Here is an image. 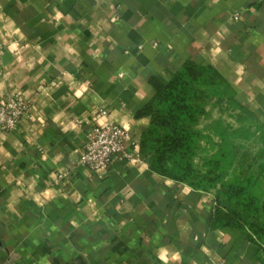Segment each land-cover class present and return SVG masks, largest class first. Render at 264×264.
Returning <instances> with one entry per match:
<instances>
[{
    "label": "crops",
    "instance_id": "0c3cea01",
    "mask_svg": "<svg viewBox=\"0 0 264 264\" xmlns=\"http://www.w3.org/2000/svg\"><path fill=\"white\" fill-rule=\"evenodd\" d=\"M0 42V99L33 104L18 131H0V264H262L248 230L212 228V193L155 173L140 143L151 80L189 61L264 126V3L0 0ZM106 123L128 131L134 160L76 167Z\"/></svg>",
    "mask_w": 264,
    "mask_h": 264
},
{
    "label": "rangeland",
    "instance_id": "374dc122",
    "mask_svg": "<svg viewBox=\"0 0 264 264\" xmlns=\"http://www.w3.org/2000/svg\"><path fill=\"white\" fill-rule=\"evenodd\" d=\"M156 108L169 120V127L156 134L167 138L177 131L189 136L187 147L167 155L162 166L212 193L220 206L226 202L249 206L252 221L264 231V126L253 113L224 85L218 81L209 85L207 79H186ZM255 240L264 257V236Z\"/></svg>",
    "mask_w": 264,
    "mask_h": 264
},
{
    "label": "trees",
    "instance_id": "16d2710c",
    "mask_svg": "<svg viewBox=\"0 0 264 264\" xmlns=\"http://www.w3.org/2000/svg\"><path fill=\"white\" fill-rule=\"evenodd\" d=\"M186 79L194 81L207 79V83L209 85H214V83L218 81L220 85H224L233 97H235L231 88L215 69L210 66H202L191 61L186 62L181 69L176 71L168 84H162L158 80L152 79L151 85L155 90V97L153 101L143 110L144 114L151 117V128L143 135L140 143V150L141 153L149 160L150 167L155 173L173 181L186 184L194 190L208 192L206 190L196 188L193 184L190 185L189 182H186V178L175 175V173L171 170L162 166V162H164L167 155L179 153L182 149L187 147L189 136L177 131L170 132L167 138H162L156 134L157 129L169 127V120L161 117L160 113L157 111L156 103L160 101L164 95L174 96ZM184 108L188 109L187 104H184ZM187 170L189 172L191 171L189 169H186V171ZM241 191L242 188L239 187V192ZM250 214V207L245 204L239 205L238 207L231 202H226L223 206H220L218 204V200L216 199L215 217L212 223V228L216 229L229 227L242 230L246 229L250 233L248 239L257 244L255 239L262 240L264 231L255 221H252ZM257 246L259 247L260 260L262 264H264L262 248L259 244H257Z\"/></svg>",
    "mask_w": 264,
    "mask_h": 264
},
{
    "label": "built area",
    "instance_id": "2783aa9c",
    "mask_svg": "<svg viewBox=\"0 0 264 264\" xmlns=\"http://www.w3.org/2000/svg\"><path fill=\"white\" fill-rule=\"evenodd\" d=\"M258 2L264 3V0ZM239 17V14H234L233 19L238 21ZM3 51L4 46L0 42V56ZM32 109L33 104L24 101L19 94H5L0 99V131L7 134L18 131ZM101 115L105 116L106 112ZM128 138V131L117 124H95L86 134L84 151L76 160L75 166L95 173L120 162L133 161L134 154L127 145ZM68 176V172L58 173L54 183L60 184Z\"/></svg>",
    "mask_w": 264,
    "mask_h": 264
}]
</instances>
